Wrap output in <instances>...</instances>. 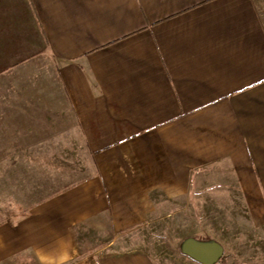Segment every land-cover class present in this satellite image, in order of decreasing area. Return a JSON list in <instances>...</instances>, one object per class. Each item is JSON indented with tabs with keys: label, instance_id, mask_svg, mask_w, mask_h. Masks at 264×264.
<instances>
[{
	"label": "crops",
	"instance_id": "obj_1",
	"mask_svg": "<svg viewBox=\"0 0 264 264\" xmlns=\"http://www.w3.org/2000/svg\"><path fill=\"white\" fill-rule=\"evenodd\" d=\"M223 171L263 229L264 0H0V264H157L110 233Z\"/></svg>",
	"mask_w": 264,
	"mask_h": 264
},
{
	"label": "rangeland",
	"instance_id": "obj_2",
	"mask_svg": "<svg viewBox=\"0 0 264 264\" xmlns=\"http://www.w3.org/2000/svg\"><path fill=\"white\" fill-rule=\"evenodd\" d=\"M214 173L209 181L215 186L203 193L193 191L189 198L173 203L178 210L174 215L166 214V210L173 208L170 204L161 203L158 216L149 223L129 232L110 233V248L146 249L157 264H201L183 252L184 241L190 237L217 238L225 248L224 264H264V228L252 225L240 200L234 174ZM13 174L0 172V222L20 212L12 179L10 186L7 183ZM96 230L86 231V235L93 233L95 247L108 239L106 235H97Z\"/></svg>",
	"mask_w": 264,
	"mask_h": 264
},
{
	"label": "water",
	"instance_id": "obj_3",
	"mask_svg": "<svg viewBox=\"0 0 264 264\" xmlns=\"http://www.w3.org/2000/svg\"><path fill=\"white\" fill-rule=\"evenodd\" d=\"M183 252L202 264H217L224 256V246L215 240L187 238L182 245Z\"/></svg>",
	"mask_w": 264,
	"mask_h": 264
},
{
	"label": "trees",
	"instance_id": "obj_4",
	"mask_svg": "<svg viewBox=\"0 0 264 264\" xmlns=\"http://www.w3.org/2000/svg\"><path fill=\"white\" fill-rule=\"evenodd\" d=\"M18 207H19L20 212H22V213L25 212V210L21 206H18ZM218 263H222V264L225 263V253H224V256L222 257V259Z\"/></svg>",
	"mask_w": 264,
	"mask_h": 264
}]
</instances>
